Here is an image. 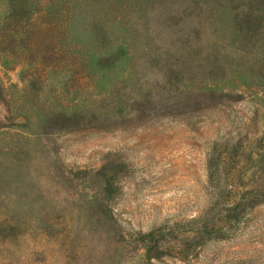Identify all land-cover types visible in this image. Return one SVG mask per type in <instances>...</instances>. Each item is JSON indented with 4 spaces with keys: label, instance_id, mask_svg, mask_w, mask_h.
<instances>
[{
    "label": "rangeland",
    "instance_id": "obj_1",
    "mask_svg": "<svg viewBox=\"0 0 264 264\" xmlns=\"http://www.w3.org/2000/svg\"><path fill=\"white\" fill-rule=\"evenodd\" d=\"M27 1L0 264H264V0Z\"/></svg>",
    "mask_w": 264,
    "mask_h": 264
},
{
    "label": "trees",
    "instance_id": "obj_2",
    "mask_svg": "<svg viewBox=\"0 0 264 264\" xmlns=\"http://www.w3.org/2000/svg\"><path fill=\"white\" fill-rule=\"evenodd\" d=\"M32 8L28 6L27 0H9V13L6 17L5 21L0 25V39L2 38V26H5L6 29L13 30L14 33L23 34L25 28L27 29L30 25V20L33 18ZM1 48V44H0ZM258 203H255V205ZM254 206V205H251ZM212 232H215L216 238H225L227 235L223 233L222 228L220 227H213Z\"/></svg>",
    "mask_w": 264,
    "mask_h": 264
}]
</instances>
